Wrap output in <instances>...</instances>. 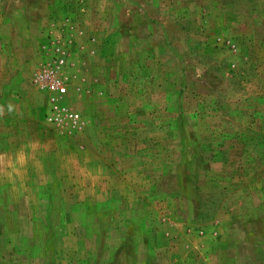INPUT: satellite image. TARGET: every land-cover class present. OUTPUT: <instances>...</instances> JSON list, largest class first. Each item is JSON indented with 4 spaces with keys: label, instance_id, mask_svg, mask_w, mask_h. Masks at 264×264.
<instances>
[{
    "label": "rangeland",
    "instance_id": "obj_1",
    "mask_svg": "<svg viewBox=\"0 0 264 264\" xmlns=\"http://www.w3.org/2000/svg\"><path fill=\"white\" fill-rule=\"evenodd\" d=\"M183 263L264 264V0H0V264Z\"/></svg>",
    "mask_w": 264,
    "mask_h": 264
},
{
    "label": "crops",
    "instance_id": "obj_2",
    "mask_svg": "<svg viewBox=\"0 0 264 264\" xmlns=\"http://www.w3.org/2000/svg\"><path fill=\"white\" fill-rule=\"evenodd\" d=\"M134 244H135V245H137L138 243L135 241V243H134ZM219 253H220V252H219ZM219 253H218V254H219ZM183 261H184V260H183ZM183 264H184V263H183Z\"/></svg>",
    "mask_w": 264,
    "mask_h": 264
},
{
    "label": "built area",
    "instance_id": "obj_3",
    "mask_svg": "<svg viewBox=\"0 0 264 264\" xmlns=\"http://www.w3.org/2000/svg\"><path fill=\"white\" fill-rule=\"evenodd\" d=\"M62 91H64V89H62Z\"/></svg>",
    "mask_w": 264,
    "mask_h": 264
}]
</instances>
